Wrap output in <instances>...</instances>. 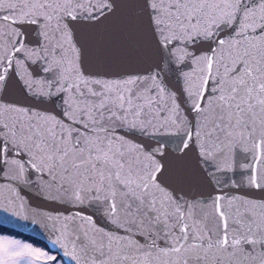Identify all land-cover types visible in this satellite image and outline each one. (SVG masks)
<instances>
[{
    "label": "water",
    "instance_id": "1",
    "mask_svg": "<svg viewBox=\"0 0 264 264\" xmlns=\"http://www.w3.org/2000/svg\"><path fill=\"white\" fill-rule=\"evenodd\" d=\"M0 226L66 264H264V0H0Z\"/></svg>",
    "mask_w": 264,
    "mask_h": 264
},
{
    "label": "rangeland",
    "instance_id": "2",
    "mask_svg": "<svg viewBox=\"0 0 264 264\" xmlns=\"http://www.w3.org/2000/svg\"><path fill=\"white\" fill-rule=\"evenodd\" d=\"M8 249L10 255H6L7 259L4 260L5 256L2 252H6ZM16 254L25 258L19 260L16 258ZM50 258L51 256L41 246L21 241L8 234H0V264H4V261L8 264H46ZM58 264L63 263L58 262Z\"/></svg>",
    "mask_w": 264,
    "mask_h": 264
},
{
    "label": "flooded vegetation",
    "instance_id": "3",
    "mask_svg": "<svg viewBox=\"0 0 264 264\" xmlns=\"http://www.w3.org/2000/svg\"><path fill=\"white\" fill-rule=\"evenodd\" d=\"M0 234H8V235H10V236H13V237H16V238L20 239L21 241L29 242V243H31V244L41 246V247L44 249V251H46L47 254H48L49 256H51V258L48 259V260L46 261V264H58V262H59V263L66 264V263L64 262V260L62 259V257H61L58 253H56V252L50 250L47 246H45V245H43V244H41V243H38V242L33 241V240H31V239L25 238V237H23V236H20V235L17 234L16 232H12V231H8V230H5V231H4V229H2V228H0ZM2 253H3V256H5L4 260H6V259H7V256L10 255V253H9V249L6 250V252L3 251ZM6 255H7V256H6ZM16 255H17L16 258L19 259V260L25 258L24 256L21 257V255H19V254H16ZM4 264H8V263H6V262L4 261Z\"/></svg>",
    "mask_w": 264,
    "mask_h": 264
},
{
    "label": "trees",
    "instance_id": "4",
    "mask_svg": "<svg viewBox=\"0 0 264 264\" xmlns=\"http://www.w3.org/2000/svg\"><path fill=\"white\" fill-rule=\"evenodd\" d=\"M0 228L4 229V227H2V226H0ZM5 230H8V229L5 228L4 231H5ZM8 231H12V230H8ZM12 232H14V231H12ZM16 233H17V232H16ZM17 234H19L20 236H23V237H25V238L31 239V240H33V241H36V242H38V243H41V244H43V245L46 246V244H45L44 242H42V241H40V240H38V239L32 238V237H30V236L23 235V234H21V233H17Z\"/></svg>",
    "mask_w": 264,
    "mask_h": 264
}]
</instances>
